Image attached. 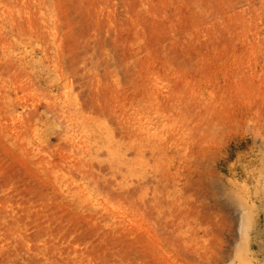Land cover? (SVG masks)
Here are the masks:
<instances>
[{
	"label": "rangeland",
	"instance_id": "obj_1",
	"mask_svg": "<svg viewBox=\"0 0 264 264\" xmlns=\"http://www.w3.org/2000/svg\"><path fill=\"white\" fill-rule=\"evenodd\" d=\"M0 264H264V0H0Z\"/></svg>",
	"mask_w": 264,
	"mask_h": 264
},
{
	"label": "bare ground",
	"instance_id": "obj_2",
	"mask_svg": "<svg viewBox=\"0 0 264 264\" xmlns=\"http://www.w3.org/2000/svg\"><path fill=\"white\" fill-rule=\"evenodd\" d=\"M95 2H96V1H95ZM88 7H90V5H89ZM87 11H88V10H87ZM90 11H91V10H90ZM90 11H89V12H90ZM112 12H113V11H112ZM100 13H102V12H100ZM100 13H99V14H100ZM88 15H89V14H88ZM77 16H78V15H77ZM71 18H72V17H71ZM79 18H80V17H79ZM80 19H82V18H80ZM91 21H92V20H91ZM67 23H68V22H67ZM88 24H90V23H88ZM66 25H67V24H66ZM96 28H97V27H96ZM107 34H108V33H107ZM113 41H114V40H113ZM113 41H111V42H113ZM164 41H165V40H164ZM161 42H162V41H161ZM69 44H70V43H69ZM149 44H150V43H149ZM130 45H131V43H130ZM150 46H151V44H150ZM152 46H153V45H152ZM159 47H160V46H159ZM66 49H67V48H66ZM118 51H119V50H118ZM152 57H154V56H152ZM149 58H150V57H149ZM156 58H157V57H156ZM133 60H134V59H133ZM155 63H156V62H155ZM128 64H130V63H128ZM128 64H127V65H128ZM90 65H91V64H90ZM100 65H101V64H100ZM130 65H131V64H130ZM101 66H102V65H101ZM130 67H131V66H130ZM116 71H117V69H116ZM123 77H124V76H123ZM92 85H93V84H92ZM88 101H89V100H88ZM86 104H87V103H86ZM88 105H89V104H88ZM88 105H86V106H88ZM90 106H91V104H90ZM90 106H89V107H90ZM88 109H89V108H88ZM88 109H87V111H88ZM166 225H167V224H166Z\"/></svg>",
	"mask_w": 264,
	"mask_h": 264
}]
</instances>
